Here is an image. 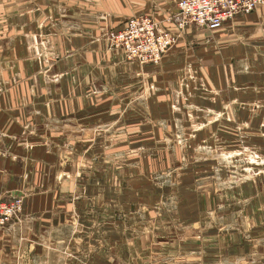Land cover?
<instances>
[{
    "label": "crops",
    "instance_id": "0c3cea01",
    "mask_svg": "<svg viewBox=\"0 0 264 264\" xmlns=\"http://www.w3.org/2000/svg\"><path fill=\"white\" fill-rule=\"evenodd\" d=\"M180 1L0 0V201L23 199L0 264H264V6L188 26L155 65L108 39L134 16L179 33ZM167 142L190 161L175 187L150 179Z\"/></svg>",
    "mask_w": 264,
    "mask_h": 264
},
{
    "label": "built area",
    "instance_id": "2783aa9c",
    "mask_svg": "<svg viewBox=\"0 0 264 264\" xmlns=\"http://www.w3.org/2000/svg\"><path fill=\"white\" fill-rule=\"evenodd\" d=\"M178 14L171 16L179 33L163 29L149 16H134L123 28L111 30V45L124 52L126 58L143 66L161 62L179 41L180 33L197 25L210 31L221 30L233 18L249 14L264 6V0H181ZM23 211V199L0 201V226L9 224Z\"/></svg>",
    "mask_w": 264,
    "mask_h": 264
},
{
    "label": "rangeland",
    "instance_id": "374dc122",
    "mask_svg": "<svg viewBox=\"0 0 264 264\" xmlns=\"http://www.w3.org/2000/svg\"><path fill=\"white\" fill-rule=\"evenodd\" d=\"M191 57H192V53H189L187 55V57H186V59L188 61L187 62L183 61V64L181 65L182 67H181L180 71L183 72V73H181L183 78H186V77L190 78V75L192 74V72H194V71L200 72L201 71L200 69L197 70L196 64L195 65L191 64V63H194L196 61V58H191ZM201 66L199 64L198 68H200ZM173 72H176V70H174ZM187 89H189V88H187ZM175 133H176L175 134V138H177V139L182 134V132H180L179 129H178V132L175 130ZM187 133H188V131L185 130L183 135L185 136ZM171 139H174V138L171 137ZM120 145H122V144H120ZM185 146H186V144H185ZM188 147L189 146H186L185 149H187ZM88 148H89V146H88ZM101 148H102V146H101ZM101 148L98 147L99 150H94V146H92L91 147L92 150H90L89 152L87 151V163H88V165H89V162H91L90 159H92V161L94 162V160H93L94 156H90V154L94 155V153H100V149ZM144 148H146V147H144ZM71 149H72L73 153L74 152L75 153L79 152V146L77 144H72L71 145ZM104 149H106V151H108V153L118 154L117 156H119L120 158H119L118 162H116V163H117V167L119 168L120 171L124 170L126 168H134V169L142 168L141 167L142 162H141V160H139L140 155H142V154H138L139 151H142L141 148H136V147L135 148H131L130 146H126V145L116 146V145L108 144V145H104ZM132 149H134V150H132ZM153 149H154V146L146 148L145 155L149 154L151 156H153V155L157 156V154L154 153L155 150H153ZM167 149H168V155L166 156L165 160L157 161V162H150V165H151V169H150L151 178L150 179L152 180L151 182H153L152 184H154L155 186L175 187L178 184H182L183 180H184L183 177L186 174L189 175V173H190V161H189V159L176 161L175 160V156L176 155H174L175 154V152H174L175 151V146H174L173 143H168V148ZM63 151H64V146H63V144H60V146L58 147L57 152L58 153H63ZM102 152H104V150H102ZM176 153H178V151ZM132 155L135 156L134 157L135 159L133 158L132 160H128L127 157L132 156ZM109 163L110 162H108V161H104V164H109ZM145 165H146V162H145ZM120 176H122L121 172L119 173V179L122 178ZM123 177L125 178L126 176L124 175ZM136 182H137V177H136ZM172 200H174V199L172 198ZM5 201H8V200H5ZM5 201H3V202H5ZM170 207L172 209L170 211L174 212V205L171 204ZM155 212L158 213V208L155 209ZM22 213H23V211L21 212V214ZM21 214H20V216H21ZM142 215H143V212L141 211V213H139L138 216H142ZM19 217H17V218H19ZM144 228H148L147 225H143L141 227L142 230ZM154 228H155V226H154Z\"/></svg>",
    "mask_w": 264,
    "mask_h": 264
}]
</instances>
